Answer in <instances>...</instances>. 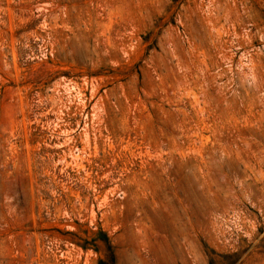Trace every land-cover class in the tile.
<instances>
[{
  "label": "rangeland",
  "instance_id": "obj_1",
  "mask_svg": "<svg viewBox=\"0 0 264 264\" xmlns=\"http://www.w3.org/2000/svg\"><path fill=\"white\" fill-rule=\"evenodd\" d=\"M0 264H264V0H0Z\"/></svg>",
  "mask_w": 264,
  "mask_h": 264
}]
</instances>
